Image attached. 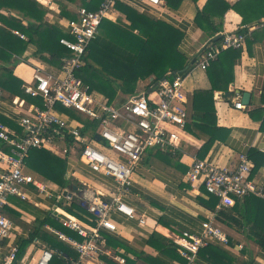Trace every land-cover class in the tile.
<instances>
[{
	"label": "built area",
	"instance_id": "obj_1",
	"mask_svg": "<svg viewBox=\"0 0 264 264\" xmlns=\"http://www.w3.org/2000/svg\"><path fill=\"white\" fill-rule=\"evenodd\" d=\"M37 1L42 5L46 3L43 0ZM142 1L150 6L165 5V0ZM116 2L103 0L95 10L85 6L77 8L76 17L66 20L65 30L72 37L60 38V42L73 54L64 56L56 69H48L43 62L33 64V80L23 83L22 89L32 97H41L42 105L35 102L27 104V100L19 95H7L0 86V104L6 97L10 98L14 110L19 114L17 123L21 127L19 134L0 122V139L10 146L9 152H0V251L3 247L7 248L0 264H13L19 253L17 240L21 233L13 220L3 213L10 196H17L39 206L27 193L28 187L34 186L39 193L54 199L55 203H64L66 206L71 204V198L64 196L62 191L54 194L44 181L26 171L25 158L32 148L53 149L56 137L68 135L72 145L78 148L81 162L93 172L101 173L116 182V191L110 202L83 189L72 193V196L82 198V205L89 212L84 218L72 214L61 205H55L51 210L63 226L75 231L81 239L46 225L49 232L78 253L77 258H68V264H92L100 253L120 263L124 262L122 256L112 254L105 248L103 230L117 229L111 213L118 211L130 218L137 217L141 224L145 223L143 217H138L135 208L124 201V195L132 185L134 170L148 150H175L180 146L179 130L185 128L188 118L181 76H166L158 81L150 93L143 91L125 101L111 102L106 95L90 90L76 74L85 65L84 56L101 22L117 19ZM259 26L264 28V21ZM12 32L21 39H27L18 29ZM221 35L220 44L210 43L205 47L199 62L202 69L218 60L222 50L241 49L245 45V33L221 32ZM58 105L76 110L98 122L97 128L83 131L84 123L59 111ZM235 106L245 108L241 101L235 102ZM95 134L101 136V139H95ZM254 166L253 160L246 153L239 156L234 168L194 157L186 178L192 183L198 182L208 193L218 198L216 217L218 211L233 207L247 195L254 194L264 200V182L259 183L255 179ZM202 228L201 233L183 230L173 235L172 240L185 259L183 264H196L198 251L209 243H229L227 233L214 218L205 220ZM56 254H62V251L44 244L36 264H49Z\"/></svg>",
	"mask_w": 264,
	"mask_h": 264
},
{
	"label": "crops",
	"instance_id": "obj_2",
	"mask_svg": "<svg viewBox=\"0 0 264 264\" xmlns=\"http://www.w3.org/2000/svg\"><path fill=\"white\" fill-rule=\"evenodd\" d=\"M121 1L156 18L167 20L183 32L178 49L188 58L190 68L185 73H178L175 76H181L183 80L188 118L185 128L179 130L181 137L179 148L150 149L134 170L132 185L124 195V201L135 208L138 217H143L145 223L141 224L137 217L130 218L118 211H113L111 218L116 222L117 229L103 230L106 237L105 248L112 254L122 256L124 262L120 263L100 253L92 264H126L125 260L128 258L134 264H182L183 261L178 262L175 253L159 252L148 245V238L155 232L171 240L173 235L180 234L183 230L201 233L202 223L209 218H214L227 233L228 244L212 243L220 246L233 264H264V248L251 236V225L240 226L234 221H221L220 218L215 217L217 205L214 207L208 204L209 196L204 187L186 178L194 157L205 159L216 165L234 168L241 154H249L250 150H255L257 151L256 159L260 165L256 169L255 179L259 183L264 182V28L259 26V23L264 21V8L256 5L253 8L249 5L242 7L246 19H249L247 23L243 22V16L235 9L230 8L224 13L217 10L213 14L212 23L213 26H220V30L212 34L211 29V32L205 31L196 20L199 9L204 7L207 0H181L176 7H170L166 1L164 6H150L142 0ZM227 1L235 3L238 0ZM43 2H46L44 4L47 8L46 19L50 23L61 25L65 30L68 18L61 16L56 0H43ZM82 5L80 1L68 3L69 8L75 13ZM115 15L117 19H125L117 8ZM23 24L26 25V22ZM242 29L247 30L243 32L246 34V41L244 47L240 49V56L234 61L233 67L230 63L227 64L225 75L217 76L219 87L213 92L217 129L205 130L201 128L203 117L200 107L205 106V101L201 99L197 101L196 91L208 90L212 87L211 76L213 74L214 77L216 76L215 71H217L220 57L213 64L211 63L212 65L202 69L199 64L201 55L208 44L222 38L221 35L214 39L221 32L231 33ZM35 50L34 45H29L24 53L26 60L14 67V73L23 80V83L32 82L34 63L43 62L48 69L58 68L35 56ZM168 74L171 73L168 72ZM159 80L154 82V77L140 80L134 94H124L119 91L117 101H125L143 91L150 93L154 91ZM227 80H229L228 88L224 89ZM245 91L251 93L250 103L245 105V108H237L235 102H242V93ZM5 93L12 95L8 90H5ZM29 103L32 102L27 101V104ZM0 115L9 120V123L2 122L3 124L10 130L21 133V127L17 123L19 114L14 110L9 97L0 104ZM70 139L68 135L58 136L52 145L53 149L48 148L55 154L68 158V175L71 177V183L66 188L76 185L78 189L87 190L88 193L110 202L116 191V182L110 177L97 173L105 182L102 188L91 187L85 173L93 174L92 170L79 160L78 148L72 145V139L71 141ZM65 149L66 152H64ZM1 164L0 162V166ZM26 171L44 181L53 191L63 193V189L57 183L42 177L28 167ZM71 191L76 192L73 188ZM27 193L32 200L39 203V206L17 196H10L8 204L3 208V213L9 218L10 213L7 208L20 213L19 219L22 223H16L15 226L24 238H28L30 234L28 228L34 222L35 214L43 218L51 212L55 204L54 199L39 193L34 186H29ZM73 198H76L77 202L83 206L81 197L72 196L71 199ZM43 245L39 238L32 241L25 251L17 256L13 264H36ZM6 250L5 247L1 249L0 262ZM209 258V254L200 252L196 264H211Z\"/></svg>",
	"mask_w": 264,
	"mask_h": 264
},
{
	"label": "trees",
	"instance_id": "obj_3",
	"mask_svg": "<svg viewBox=\"0 0 264 264\" xmlns=\"http://www.w3.org/2000/svg\"><path fill=\"white\" fill-rule=\"evenodd\" d=\"M78 1L83 4L82 6L95 10L103 0H56L61 16L76 17L77 14L69 8L68 3ZM165 1L170 7H176L181 2V0ZM247 5L251 8L254 5L264 8V0H238L235 3L227 0H207L204 7L199 9L196 20L205 31L211 29L212 34H215L220 30V26H213L212 23L213 14L217 10L224 13L230 8L235 9L243 16V22L247 23L249 19H246V14L241 9ZM115 7L125 19H105L101 22L98 33L84 56L85 65L76 72L85 86L106 95L109 101L113 102L119 99V91L124 94H134L140 80L154 77L155 82L168 77V72L171 73L169 76L174 77L178 73H185L190 68L188 58L178 49L183 38V32L180 29L169 21L142 12L127 2L117 0ZM0 9L2 10L0 12V86L12 94L24 97L28 102L42 105L41 97H32L22 89L23 80L14 73V66L26 60L24 53L32 44L36 47L35 56L59 67L64 56L73 54V51L60 42V38L72 36L61 25L50 23L46 19L47 8L37 0H0ZM23 22H26V25ZM13 29L20 30L28 39H21L12 32ZM246 30L242 29L238 32L243 33ZM220 40L222 38L211 41L216 44ZM222 51L219 55L217 71H215L216 76L214 77V74L211 76L212 87L208 90L196 91L197 101L200 99L205 101V106H200L203 117L201 128L205 130L217 129L213 105V92L219 87L217 76L225 75L227 64L230 63L233 67L234 61L240 56V49L228 48ZM227 81L224 89L228 88L229 80ZM197 107H199L198 104ZM57 109L83 122V131L89 128L96 129L98 126V122L90 120L76 110L62 105H58ZM0 122L9 123V120L0 115ZM0 151H10V146L2 139H0ZM256 155L255 150H250L248 154L255 162L253 174L260 167ZM25 166L57 183L63 190L71 183V177L68 175V158L61 157L48 148H32L25 158ZM205 192L209 196L208 204L215 207L218 198L206 190ZM70 201L71 204L65 206L69 212L82 218L89 214L76 198ZM7 211L15 225L21 222L19 212L12 208H7ZM35 215L28 238L19 236L17 240L18 255L22 254L32 241L39 238L48 247L62 251V254L54 255L49 264H68V258H77L76 250L49 232L46 225L60 229L73 237L79 239L81 237L75 231L63 226L52 212H48L43 218L39 214ZM216 217L221 221H234L240 226L251 225V236L264 248V200L262 198L254 194L247 195L239 199L233 207L218 211ZM147 244L159 252L175 253L178 262L185 263V259L179 252L177 253V244L162 234L153 233L148 238ZM200 252L209 254L211 264H233L229 256L225 254L226 252L214 243L202 247L198 251V257ZM125 261L126 264H134L129 258Z\"/></svg>",
	"mask_w": 264,
	"mask_h": 264
},
{
	"label": "water",
	"instance_id": "obj_4",
	"mask_svg": "<svg viewBox=\"0 0 264 264\" xmlns=\"http://www.w3.org/2000/svg\"><path fill=\"white\" fill-rule=\"evenodd\" d=\"M219 37H221V34H218L214 39H217ZM149 91H151V90H149ZM250 97H251V93L250 92H246V91L243 92L242 93V103L244 105H248L250 103ZM95 139L100 140L101 136H99L98 134H95ZM71 188H73V190H75V191L79 190L76 185H72L71 187L65 188L63 190V195L68 197V198H71L72 197Z\"/></svg>",
	"mask_w": 264,
	"mask_h": 264
},
{
	"label": "rangeland",
	"instance_id": "obj_5",
	"mask_svg": "<svg viewBox=\"0 0 264 264\" xmlns=\"http://www.w3.org/2000/svg\"><path fill=\"white\" fill-rule=\"evenodd\" d=\"M117 20V19H116ZM17 65V64H16ZM15 65V66H16ZM14 66V67H15ZM11 97V96H10ZM79 169H81V167L79 168ZM83 173V172H82ZM92 173L93 174H88V173H85V176H87V178H89L88 179V183H89V185L91 186V187H94V188H102V185L104 184L103 182H105L104 180H102V178L99 176V175H97V172H93L92 171ZM76 183H78L77 181H76ZM58 192L56 191H54V194H57ZM55 205H61L62 207H64V208H66L65 206V204L64 203H61V204H58V203H55V204H53V207L55 206ZM53 207H52V209H53ZM28 229H30V228H28Z\"/></svg>",
	"mask_w": 264,
	"mask_h": 264
}]
</instances>
